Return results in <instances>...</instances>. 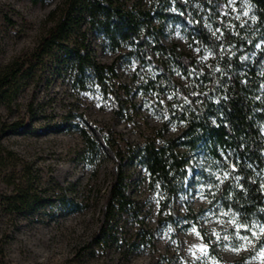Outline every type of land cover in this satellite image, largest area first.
I'll return each instance as SVG.
<instances>
[{
  "label": "rangeland",
  "instance_id": "obj_1",
  "mask_svg": "<svg viewBox=\"0 0 264 264\" xmlns=\"http://www.w3.org/2000/svg\"><path fill=\"white\" fill-rule=\"evenodd\" d=\"M60 1L0 0V73L33 50L51 25L48 14ZM179 1L183 7L168 0V15L161 24L154 19L161 42L220 72L213 51L195 39L194 27L200 24L217 38L229 30L239 44H222L220 50L237 58L236 74L244 83L251 79V96L264 114V66L256 56L260 42L250 4ZM129 2L151 14L161 8L158 0ZM88 42L91 56L112 65L117 82L129 89L121 97L120 115H115L110 97L93 83L87 82L84 90L74 87L72 70L61 63L22 81L10 109L0 106V143L6 154L0 169V202L27 181L38 198L22 213H9L0 206V264H264V257L258 255L264 235L256 224L249 227L259 239L253 238L255 246L248 245L237 236V226L242 224L236 215L212 203L217 202L211 195L223 170L209 165L201 153L187 157L182 188L169 199L149 185L143 167L127 159L123 171L136 211L134 216L116 218V228L129 251L124 255L115 244L94 247L116 170L113 151L103 135L111 133L115 147L125 149L174 138L181 125L168 111L173 104L171 89L152 62H138L126 51H113L95 33ZM158 61L155 55L154 63ZM164 65L176 83L189 86L185 74L170 63ZM259 127L264 131L263 122ZM81 131L97 144L98 156L91 161L82 158ZM195 212L199 216L193 221ZM233 219L235 223L230 222ZM200 229L209 238V246ZM239 235L251 237V232L239 228ZM205 246L207 254L201 251ZM236 247L240 250L234 251Z\"/></svg>",
  "mask_w": 264,
  "mask_h": 264
},
{
  "label": "trees",
  "instance_id": "obj_2",
  "mask_svg": "<svg viewBox=\"0 0 264 264\" xmlns=\"http://www.w3.org/2000/svg\"><path fill=\"white\" fill-rule=\"evenodd\" d=\"M158 1L161 8L151 14L129 0H61L48 14L51 25L33 50L0 73V106L6 109L17 98L22 81L35 74L41 76L50 66L61 63L72 70L74 87L84 90L87 82L93 83L104 96L110 97L115 115H120L121 97L129 89L117 82L112 65L91 56L90 34H97L113 51H126L138 62H152L160 70L171 89L173 104L168 111L181 125L179 134L158 144L145 141L125 149L115 147L111 133L103 135L105 145L113 151L116 170L93 245L102 248L115 244L124 255L129 245L118 236L116 218L124 214L134 216L136 211V204L127 193L128 177L123 171L127 159L143 167L149 185L169 199L182 188L187 157L201 153L209 165L223 170V178L213 186L211 198L217 202L212 203L235 214L242 225L264 224V131L259 127V122L264 123V114L258 111L260 105L251 96V79L244 83L236 74L237 58L220 50V45L239 44V39L229 30L217 38L200 24L194 27V37L200 46L210 48L219 61L221 71L215 72L212 64L203 65L178 51L175 45L161 42L154 19L163 22L168 15L165 13L168 0ZM175 1L183 7L179 0ZM243 1L253 10L260 42L256 56L264 66V0ZM155 55L159 61L154 63ZM166 63L190 79L187 88L171 78ZM81 137L82 158L91 161L98 156L97 144L85 132L81 131ZM5 159L0 143V169ZM31 187L29 181L25 186H16L2 198V209L9 213L29 210L38 202ZM198 216L199 212L191 213L193 221ZM199 231L209 246V238L203 230Z\"/></svg>",
  "mask_w": 264,
  "mask_h": 264
},
{
  "label": "snow or ice",
  "instance_id": "obj_3",
  "mask_svg": "<svg viewBox=\"0 0 264 264\" xmlns=\"http://www.w3.org/2000/svg\"><path fill=\"white\" fill-rule=\"evenodd\" d=\"M245 15H247V13H245ZM203 59H207V56L203 57ZM217 71H219L220 69L217 68L216 69ZM169 99H171V97H169ZM163 101H161L162 103ZM233 170H235V166L233 165ZM227 173H225V178H227ZM219 179V177H217ZM238 179V178H237ZM223 182V181H221ZM224 215H227V213H224ZM231 223H235V220L233 219L232 221H230ZM238 230H237V236L239 237V239L241 241H244L246 244L248 245H253V238L255 239H259V235L256 231H253L251 227L247 226V225H238L237 226ZM239 228H244L245 231H248V232H251V237L249 236H240L239 235ZM256 228H258L259 230V234L260 235H264V224H257L256 225ZM193 231H195V229H193ZM198 234V233H197ZM218 239H219V236H218ZM224 239H228L227 236L224 237ZM255 246V245H253ZM234 251H239L240 248L239 247H236V248H233ZM201 251L204 252L205 254L206 253V246L201 248ZM258 255L261 256V257H264V243H260L259 244V252H258ZM255 258V257H253Z\"/></svg>",
  "mask_w": 264,
  "mask_h": 264
}]
</instances>
